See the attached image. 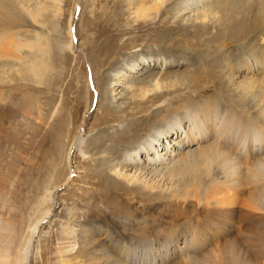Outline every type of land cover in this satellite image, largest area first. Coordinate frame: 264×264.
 Segmentation results:
<instances>
[{
    "label": "bare ground",
    "instance_id": "6f19581e",
    "mask_svg": "<svg viewBox=\"0 0 264 264\" xmlns=\"http://www.w3.org/2000/svg\"><path fill=\"white\" fill-rule=\"evenodd\" d=\"M57 1L53 0L52 5H45L46 3L43 4L40 0H0V119L8 123H15V120L10 121V118L14 108L20 106L25 115L29 113L34 115L33 119L37 126L33 125V127L40 128L44 137L49 120H47L44 109L38 104L32 89L34 88L33 85L44 82V72L47 64L54 60L56 50H60L65 43L63 39L51 41L43 33L35 29L32 31L29 28L34 27L35 23L42 22L41 18L47 12L48 14L50 12L54 17L57 16L62 9V7L60 9ZM263 2L264 0H124V9L122 10L128 18L137 23V26H142L143 30L154 24L157 30L164 27L163 29L166 30L161 32V35L158 34L160 40L169 35L174 27L181 28L184 33L192 34V38L184 40L185 49L190 50L193 49L195 43H193V40L201 41L205 34L212 40L223 38V40L228 41H235V39L240 41L252 29H258L264 24ZM163 14L169 16L164 21L161 18ZM26 18H30L31 21L29 20L28 23ZM161 22L162 24L165 22L169 26H158ZM26 26L30 27L25 29ZM89 28L91 31L87 32L84 38L85 42L82 41L81 45L85 44L88 50H92L93 47L100 46V44L97 42L94 28ZM146 31L153 34L150 30L146 29ZM27 32H31V34H27ZM68 37V48L72 52L74 48L71 41L74 36L70 28L68 29ZM256 43L253 44V40L248 42L251 47ZM115 44L116 42L113 44L111 42L109 48L104 50L107 57L117 49ZM160 53V57L153 60L156 62L159 72L149 77V81L144 83L146 87L136 88L137 91L135 89V93L133 92L136 107L143 106L139 108L138 113H149L151 108L145 106V104L153 101L156 109L161 110V114L171 105L170 98L172 95L183 97V100L184 98L190 99L193 104L189 105L186 102L188 104L181 108L182 113L170 116L165 123L157 126L148 125L147 127L152 131L149 137L138 138L135 133V130L138 129L132 127L123 128L119 134L109 135L112 141L111 149H114L113 146L118 145L117 142L123 140L124 142L125 140L135 141L137 144L132 146L134 149L128 146L122 148V150L125 149L122 154L123 157H126L124 162H114V156L120 154L121 151V148H115L111 153L112 159H108L109 164L106 163L111 177L117 181L122 179L123 182H126V186H121L120 183L112 180L109 189L113 193L118 192V189L123 190L125 195H135V198L142 202H150L151 208L155 209L148 213L136 215L134 214L136 213L135 209L129 208V210L135 211L133 214L136 221L133 224L121 220L118 223H113L111 228L104 231L101 226L93 225L94 221L97 222L96 219H86L82 215L79 217L84 218V220L81 221V218L78 220L75 211L80 210V208H73L72 206L66 210V217L53 221L48 219L55 199V192L52 190L54 186H50L49 179L46 184L37 187L39 188L36 192L38 195L37 203L43 207L40 215L35 217L36 220L31 219L29 221L27 229L25 227L20 237L13 217L6 221H0V264H11L12 250L17 247V241H19V244L16 254L17 259L14 264H30V258L33 254V242L38 236L37 231L40 230L46 220V228L50 227L53 230V235L48 242V251L40 253L39 258L41 260L37 264L45 262L48 254L51 257L49 258L51 264H201L200 262L204 260V264L208 261L211 264H227L223 258L228 256L223 254L222 258L221 253L224 249L227 252L230 246L234 248L236 235L238 237L239 234L246 236L250 242H245L244 246L246 243L248 245L250 243L251 246L253 244L254 251L257 250L258 244H262L261 241L264 245V122H259L256 118L255 120L250 115H245L234 108H221L219 97L224 92L223 88L220 90V95L204 98L201 93L205 92L192 91L188 87L183 88L186 84V80L183 78L179 80L180 84L177 81L180 86L173 82L174 85L177 84L175 89L173 84L163 82L160 75L161 69L173 66L175 63H172L175 60L168 59L172 55L167 56L165 52ZM240 56V60L250 63L248 69L242 70L257 75L261 70L258 69L260 71L256 72L252 66L260 67V64L264 62L263 43L256 45V49H244V52L242 50ZM194 58L195 56L185 57L184 60V57L180 56L179 61L189 62L190 60L192 62ZM151 61L145 56H141L132 67L126 65L129 62L125 63L120 67L122 69L125 66L127 69L122 71L123 78H120L121 69H116L108 77L107 86L102 92L99 89L97 71L95 70L94 81L96 88L100 91V99L106 94L110 95V92L114 93L116 89H113V85L115 84L123 85L128 90L132 88L134 85L132 78L137 75L135 73L144 71L143 68L148 67ZM180 64L178 63V65ZM49 67L51 68V64H49ZM232 67L229 63L227 72L222 73L223 87L226 90L249 89L264 84V81H260L261 79L253 80L249 79L250 77L246 79L245 75L244 78L240 73H235ZM14 79H20L22 82L14 81ZM191 80L198 81L197 83L203 82V80L195 77ZM194 86H197V84H194ZM168 88L172 93L165 96V93L169 92L166 91ZM253 88L249 89L250 93H253L255 89ZM242 92L244 91L242 90ZM260 93H262L261 97L264 99V89ZM149 94L153 96H149ZM16 95H21L19 96L21 98H14ZM86 95V97H83L87 109L90 106L92 97H89L88 93ZM109 98L115 101L117 97L114 95L109 96ZM167 113L165 112V115ZM151 114H149V117L152 116ZM12 118H14L13 115ZM73 122L74 120L68 124L66 133L59 137L60 139L50 153L49 165L54 176L53 184H55L56 190L67 180L69 171L61 168V164L64 158L67 159L70 150H72L71 148H74L81 156L87 157L89 161L99 153H102V157H104L106 152L102 150L106 145V141L102 140L104 137L88 142L89 140H85V135L80 134V132H76L72 136V130L74 131L72 129ZM13 123L8 125L12 127ZM2 126L0 125V131L6 136H4L6 138L4 143L11 144L15 134L14 132L12 135L9 134V130L6 133L8 126L5 128ZM16 131L22 137L23 133L21 135L20 131L17 129ZM168 135L173 139V144L170 143V138H167ZM14 138L16 141L19 136L17 138L14 136ZM164 139L169 140V144H164L162 142ZM1 142L2 140H0ZM0 147H2L1 144ZM158 147H163L164 150L160 152ZM11 152L9 153L13 156L18 155L12 149ZM110 152L109 148L107 153ZM142 152L147 157L142 159L139 156ZM14 157L17 158L18 156ZM133 162L134 165L138 166H136V171L133 174H125L124 165L129 166ZM120 163H123L121 167H119ZM182 165L187 166L186 169H196L197 173L193 174V177L190 170L189 174L191 173L192 178L188 175L189 180L187 183H185L186 181L182 184L178 182L179 184L176 183V186L172 185L173 183L169 184L175 173L180 174L179 172H183L184 166ZM131 166L133 167V165ZM5 175H3V179H5ZM6 177L14 183L13 185L10 184L11 186L17 184H15L14 174H8ZM164 177L167 184H161ZM168 177L170 180H168ZM4 182L0 178V190L4 189ZM247 184H252L253 191L249 192L250 190L244 188ZM5 189H7V186H5ZM245 191L249 192L251 202L246 199V201H243L244 197H241V200L240 196ZM4 195H6L7 201H12V194L9 189L6 190ZM2 198L5 199L3 195ZM2 198L1 200H3ZM161 199L181 205L178 208L179 212L175 209V206L172 212L175 218L180 217L184 220L180 222L177 219H172L166 225L156 224L155 222L158 221H151L154 211L159 209V213L162 215L164 214L163 209L167 208L163 205L157 207V204L162 201ZM176 213L179 214L175 215ZM181 213L184 214L181 215ZM253 221L256 223L253 224ZM250 226H252V229L249 230ZM107 239L110 242L104 244L103 241ZM180 241H182L181 244H179ZM234 249H231L232 253ZM259 250L253 255L250 251L252 257L250 256L248 258L249 262L246 261L245 263L264 264V249L263 251ZM227 253L226 255H228ZM234 258L232 257V262L236 260H233ZM227 261L229 262V260ZM232 262L229 264H233Z\"/></svg>",
    "mask_w": 264,
    "mask_h": 264
},
{
    "label": "rangeland",
    "instance_id": "374dc122",
    "mask_svg": "<svg viewBox=\"0 0 264 264\" xmlns=\"http://www.w3.org/2000/svg\"><path fill=\"white\" fill-rule=\"evenodd\" d=\"M40 1L43 4L46 3L45 5H52L53 0ZM57 2L60 6V9L62 7L60 13L57 16L54 17L50 12L49 14L47 12L44 15L45 17L43 16V18H41L42 22L35 23L37 25L33 23L34 27L32 28L30 26L25 27V29L27 27H30L29 29H31L32 31L35 29L36 31L43 33L44 35L48 36L51 41L63 39L65 43V45L60 50H56L54 60L47 64L44 72V82L38 85H33L34 88L32 89L34 96L38 100V104L44 109L47 115V120H49L47 123L48 125L46 126L47 131L45 133V137L42 134L40 128L33 127V125L37 126L35 120L33 119L34 115L32 113L25 115V113L21 111L22 109L20 106V108H14V111L12 112L14 118H12V115L10 118V121L14 119L15 123H8L0 119V123L2 121L0 125H3L4 128L8 126L6 128V131L4 129L6 133H8L7 131L9 130V134L12 135V133L14 132L15 135H13L16 138L19 136V139H16L17 142L15 141V138L13 136V141L11 142V144H6L4 143L6 142V136L0 131V136L3 135L2 137H0V140H2V142L0 143L2 145V147H0V155L2 156H0V176L2 177L0 178H2L3 182L5 181L3 185V190L5 192L2 189V191L0 190V193H3L0 194V200L2 198V195L5 198H2L4 201H0V221H6L13 217L16 222L15 225L17 227L19 237L23 233L25 227L27 229L29 221L31 219L36 220L35 217L40 215V211L43 207H41L37 203L38 195L36 194V192L39 189L37 187L42 184H46V181H48L49 179L51 182L50 186H54L52 190L55 192V199L52 204L51 213L49 214L48 219H51L53 221H57L61 218L66 217V210L70 206H72L73 208H80V210L75 211V214H77L75 216H78V220L81 218L79 216L82 215L85 216L86 219H96L97 222L94 221L93 225L101 226L104 231L108 228H111L113 223H118L121 220H123L124 222L127 221V223L129 222V224H133L136 221L134 214L140 215L141 213H148L152 209H155L153 207L151 208L150 202H142L136 199L135 195H125L123 190L118 189V192L113 193V191L109 189V187L112 184V180L115 179L111 177L109 168H107V164H109L108 159H112L111 153H113L115 148H121V155L118 154L114 156V162H124L126 157H123L122 154L125 149L122 150V148L124 146H128L129 148L134 149V147L132 146H135L137 144L135 141L129 142L125 140L124 142L123 140L122 142H117L118 145L113 146L114 149H111L110 146H112V141L109 135H115L116 133L119 134L121 133V130H123V128L132 127L138 129L135 130L138 138L141 139L149 137L152 131H150L147 127L148 125L157 126L159 124L165 123L170 116L182 113L181 108L186 104H193L190 99L184 98L183 100V97H175L174 95H172L170 98L171 105L165 109L166 111L164 110L165 112H168L167 115H165L164 111L160 114L161 110L156 109V106L152 100V102H148L145 104V106L151 108L149 110V113H138L139 108L143 106L136 107L135 100L133 99V94L135 93L134 90L136 88L138 89L140 87H146L144 83H147L149 81V77L159 72V68H157L156 62H154L153 60L160 57V52H165L167 56L172 55L171 57H168V59L175 60L172 63H175L173 66H170L168 68L164 67V69H161L162 72L160 75L162 76L163 82L165 81L168 82L167 84H173V82L177 83L178 81L179 83V80L183 78L184 80H186L187 84H185L183 88L188 87L192 91L205 92L206 94L201 93L204 98H206L207 96L214 97L216 95H220V90L223 88L224 92L219 97V106H221V108H234L236 109V111H239L245 115H250V117L253 119L256 118L259 122H264V99H262V93H260L261 90L264 89V84L262 83L259 86H253L255 89L251 87L254 89H252L253 93L249 92V89L251 88H237L231 91L230 89L226 90V88L223 87L224 79L222 78V73L225 71L227 72L230 63L233 66V71L235 70V73H240L244 78L246 76V79L250 77L249 79H261V82L264 81V62L260 64V67L252 66L253 69L255 68L254 70H256V72L261 70L260 73H256L257 75H255V73H247L246 70H242L248 69L250 63L243 62L239 59L241 57L240 55L242 54V50L244 52V49H256V45H260L261 42L264 45V24H262L263 26L261 25L260 27H258V29H252L250 32H248V36L246 35L245 37L241 38L240 41L239 39H235V41H228L225 39L223 40V38L212 40L208 35L206 36L205 34V36L202 37L201 41L197 39H195V41L193 40V43L195 42L193 45V49L187 50L185 49L184 40L192 38V34L190 35V33H184L181 28L174 27L169 35H166L164 39L160 40L158 39V37L162 34L161 32H164V30L166 29H163L164 27H161L160 30H157V28H155V24L150 25V29L149 27L146 28L147 30L153 32V34H150L149 31H146V29L143 30L144 28L142 26H137V23L133 22L131 18H128L127 14L123 12L122 9H124V0H60V2L58 0ZM168 17L169 16H167L166 14H163L161 18H163L162 20L164 21V19ZM29 20L31 21V19H27L28 23ZM165 22L163 24L161 22V24L158 26H169V24H166ZM68 27L70 28V30H72L74 36V39L71 41V44L74 48V51L72 52L68 48ZM89 27L94 28L97 42L98 44H100V46L97 45L93 47L92 50H88V47L85 44L81 45L82 41H84V38L87 35V32L91 31ZM155 31L157 33H154ZM27 34H31V32H27ZM250 40H253V44H255L256 42L258 43L251 47L249 46L250 44H248ZM111 42L112 44L116 42L115 47L117 49H115L114 52H111L110 56L107 57L104 53V50L109 48ZM116 45L123 46L117 47ZM141 56H145L150 61L152 60L150 62L151 66L148 64L149 68L145 66V68H143L144 71L139 72L140 74L135 73L137 75L132 78V82L134 83V85L131 84L133 85L132 88L128 90L127 87L119 84L118 86L114 82L115 85H113V89H116L114 93L110 92V95L106 94L102 99H100V91H98V89L96 88V83L94 81L95 70L97 71L96 74L100 87L99 89L102 92L107 86L106 82L108 80V77L116 69H121L120 67L125 65V63L127 62L129 63H127L126 65L132 67L135 62L139 58H141ZM180 56L184 57V60L185 57L189 58L191 56H195V58L192 62L190 60L189 62H186L184 60L179 61ZM178 63L181 64L178 65ZM244 63H246V65H244ZM49 64H51V68L49 67ZM126 70L127 69L124 66L121 69V72ZM193 77L201 79L203 80V82L197 83L198 81H192L191 78ZM120 78H123V72L120 74ZM14 81L22 82V80L20 79H14ZM177 84H173L174 89L177 88V86H180V83L178 85ZM194 84H197V86H194ZM242 90L244 92H242ZM166 91L169 92L165 93V96L166 94L169 95L172 93L169 88ZM87 93L89 97H92V99L89 108L86 109L84 97L87 96ZM114 95L117 98L115 101H112L113 99L111 100L109 96L111 97ZM19 96L16 95L14 96V98H18ZM149 96L153 95L149 94ZM149 114H151L152 116L149 117ZM72 120H74L72 128L74 129V131L72 130V136L73 134L75 135L76 132H80V134L85 135V140H89L88 142H93L99 137H104V139L102 140L106 141V145L102 148V150L106 152L104 153V157H102V153H99L94 155L90 159L91 161H89L87 157L81 156L77 151L74 150V148H71L72 150H70L67 159L64 158V161L61 164V168H65L66 171H69L67 180L63 182L62 185L59 186L56 190L55 184H53L54 176L52 175L49 165L51 156L50 153L56 146V142L60 139L59 137L62 134L66 133L68 124L71 123ZM11 123H13L12 127L10 126ZM13 126H16L20 129L14 128ZM30 127L32 128L30 129ZM16 129L20 132L22 130V132L20 133L21 135L23 133L22 137L18 134L19 132H15ZM167 138H170L169 140L171 144L174 143L170 135H168ZM28 139L32 141H29ZM169 140L164 139L162 140V142L167 145L169 144ZM109 148L111 152L107 153L109 151ZM158 148L160 149V152L164 150L163 147ZM11 149L13 150V152L15 151L14 153L18 154L14 156H18L17 158L19 159L10 154L12 153ZM139 156L142 157V159L144 157H147L146 155H143V152ZM67 160L69 161V165ZM122 164L120 163L119 167H121ZM131 165H133V167ZM131 165H124L123 169L125 170V174H133L136 171L137 165H134V162L131 163ZM186 167L187 166L183 167L184 170L183 172H179L180 174L175 173L174 177H172L173 179L170 180V178L168 177V180L171 181V183L169 181V184L173 183L172 185L176 186V183L178 182H181L182 184L186 181L185 183H187L189 180L188 177L191 176L190 178H192V175L197 173V171H195L196 169L191 170L190 168H187V170ZM190 170L192 175H190L191 173L189 174ZM5 174H14L16 180V182H14L15 184H17L15 186H11L14 183H12L11 180H8L9 178H7ZM3 175H5V179L7 178L6 180L3 179ZM50 176L51 178H49ZM115 181L120 183L121 186H124L126 184V182H123L122 179ZM162 181L163 182H161V184H167L165 183V181H167L165 180V177ZM8 183L9 185H11L9 186ZM247 185H245L244 188L248 189V191L250 190L249 192L253 191L254 188L252 187V184ZM5 186H7V189H5ZM8 189L12 194V201H7V198L5 197L6 195H4L6 194V190ZM249 192L245 191L241 194L242 196H240V198L244 197L243 201L248 200V202H251V196L248 195ZM160 205L167 207L163 209L164 214L160 215L159 209L158 211H154L153 216H151V221H158L155 223L166 225L167 222H170L172 219H177L180 222L184 220L180 217L175 218L173 216L174 213L172 212V209L175 207V209H177V211L179 212L180 210H178V208H180L181 205H177L176 203L167 200H162L157 204V207H159ZM129 208L135 209L136 213H134L135 211L129 210ZM170 212L172 213L168 215ZM177 214L179 213H176L175 215ZM183 214L184 213H181V215ZM82 220H84V218H81V221ZM46 222L47 220L41 226L40 230L37 231L38 236L33 242L34 255L32 254L30 258V264L39 263V260H41L39 258L40 253L48 251V242L53 235V230L50 227L46 228ZM252 223L255 224L256 222L253 221ZM248 229H252V226H250ZM239 235V237L237 235H234L235 249L230 246L229 250L231 252L227 250V253L226 249H224L228 255H226L224 250L221 253L222 258L224 255L230 258H223V260H225V263L227 262V264L232 262V257H235L233 260L236 259V262H232L233 264H238V262L239 264H247L249 262L248 258L250 256L252 257V255L255 254V252H257L259 248H261L259 251H263L264 249L263 241H261L262 244H258L259 247H256V251H254L255 247L252 243V246L250 245V243L249 245L248 243H246L244 246V243L248 242L249 239L246 236H243L241 234ZM182 241H180L179 244H181ZM103 242L105 244V242L110 241L109 239H107ZM18 244L19 241H17V247ZM231 245L233 246V244ZM262 245L263 247H261ZM17 247H14L12 250L11 264H14L16 262ZM245 247H247L246 250ZM231 249H234L233 253L235 255L232 253ZM250 251L252 255H250ZM49 258L51 257L48 254L45 262H42L41 264H51L52 262ZM227 260H229V262ZM240 260L242 261L240 262ZM246 261L247 263H245ZM203 262L200 263L204 264ZM209 263L211 264V262L209 261L205 262V264Z\"/></svg>",
    "mask_w": 264,
    "mask_h": 264
}]
</instances>
